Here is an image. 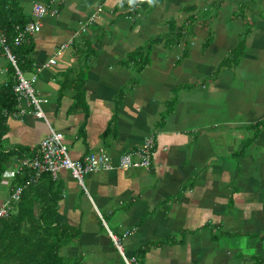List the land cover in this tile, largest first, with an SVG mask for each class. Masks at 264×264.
<instances>
[{"label":"crops","instance_id":"0c3cea01","mask_svg":"<svg viewBox=\"0 0 264 264\" xmlns=\"http://www.w3.org/2000/svg\"><path fill=\"white\" fill-rule=\"evenodd\" d=\"M19 1L50 9L23 73L46 102L18 100L6 148L52 129L72 160L116 163L154 140L148 172L58 174L68 256L124 264L112 236L138 264H264V0ZM11 66L0 48V88Z\"/></svg>","mask_w":264,"mask_h":264},{"label":"trees","instance_id":"16d2710c","mask_svg":"<svg viewBox=\"0 0 264 264\" xmlns=\"http://www.w3.org/2000/svg\"><path fill=\"white\" fill-rule=\"evenodd\" d=\"M49 1L46 0L47 3ZM28 21L19 0H0V30L22 73L32 71L34 44L32 37H28L15 47L13 38L15 28H23ZM242 51L243 42H240L235 53ZM15 82V69L11 66L10 77L0 88V186L4 171L11 168L17 159L27 156L18 148L8 150L4 139L8 131L5 113L13 112L17 104L13 93ZM80 100L79 95L76 102ZM29 175L24 172L10 181L8 196L18 187L22 191L18 200L10 201L11 212L8 217L0 218V264H78L77 260L73 261L69 256L59 255L60 248L72 239V236H67L68 231L54 225L61 199L60 184L44 174L37 182L26 185L30 180ZM75 234L78 235V232Z\"/></svg>","mask_w":264,"mask_h":264},{"label":"built area","instance_id":"2783aa9c","mask_svg":"<svg viewBox=\"0 0 264 264\" xmlns=\"http://www.w3.org/2000/svg\"><path fill=\"white\" fill-rule=\"evenodd\" d=\"M48 6L35 3L28 15L29 21L23 28L16 27V34L13 38V46L18 47L26 38L32 37L39 32L41 20L49 13ZM54 13V12H53ZM93 18V17H92ZM0 48L8 61L15 69V85L13 93L16 96L17 102L19 99L26 100L32 107V114L37 118H44V113L41 105L46 102L45 99L39 98L33 84L37 80L36 74L30 78L24 77V74L17 68L15 57L11 54L6 39L0 30ZM51 64L54 60L50 61ZM15 111V110H14ZM16 112L10 114L5 113V116L16 115ZM153 136L145 138L143 145L133 153L122 155L116 163L104 152L89 153L81 160H72L68 154V148L65 143L63 134L50 129L48 135L40 141L35 151L30 156H24L17 159L11 168H8L2 174L1 185H10V181L17 175L28 172L30 180L26 185L37 182L44 174L51 176L52 180H56L58 174L62 171L68 172L78 185L83 186V178L91 173L103 170L109 171L112 169H122L124 171L130 169H142L146 172L152 169V158L154 156ZM12 194L0 203V218L8 217L11 212L10 201L19 199L22 188L12 190ZM112 241L118 252L124 260V264H138L134 258H125L121 252V245L114 237Z\"/></svg>","mask_w":264,"mask_h":264},{"label":"rangeland","instance_id":"374dc122","mask_svg":"<svg viewBox=\"0 0 264 264\" xmlns=\"http://www.w3.org/2000/svg\"><path fill=\"white\" fill-rule=\"evenodd\" d=\"M27 78H30V74L26 75ZM8 188L9 186L7 184L1 185L0 186V203L2 202L1 200L6 197L7 198V193H8ZM59 255L62 257H68V254L66 253V249L64 247L60 248L59 250ZM74 261V260H73Z\"/></svg>","mask_w":264,"mask_h":264},{"label":"clouds","instance_id":"9594fccd","mask_svg":"<svg viewBox=\"0 0 264 264\" xmlns=\"http://www.w3.org/2000/svg\"><path fill=\"white\" fill-rule=\"evenodd\" d=\"M148 2L151 4V3H153V0H148Z\"/></svg>","mask_w":264,"mask_h":264}]
</instances>
